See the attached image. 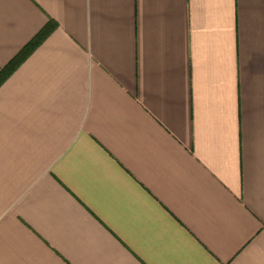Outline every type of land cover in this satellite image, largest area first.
Wrapping results in <instances>:
<instances>
[{"label": "crops", "instance_id": "1", "mask_svg": "<svg viewBox=\"0 0 264 264\" xmlns=\"http://www.w3.org/2000/svg\"><path fill=\"white\" fill-rule=\"evenodd\" d=\"M0 264H264V0H0Z\"/></svg>", "mask_w": 264, "mask_h": 264}, {"label": "trees", "instance_id": "2", "mask_svg": "<svg viewBox=\"0 0 264 264\" xmlns=\"http://www.w3.org/2000/svg\"><path fill=\"white\" fill-rule=\"evenodd\" d=\"M55 26L56 23L48 22V24L33 38V40H31L14 59H12L3 69L0 70V85L47 37V35L54 29Z\"/></svg>", "mask_w": 264, "mask_h": 264}]
</instances>
